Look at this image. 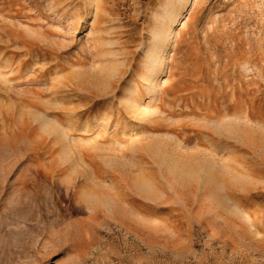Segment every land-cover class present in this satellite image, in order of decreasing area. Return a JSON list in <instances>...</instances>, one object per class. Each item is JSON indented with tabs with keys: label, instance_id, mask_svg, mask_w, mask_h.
I'll return each mask as SVG.
<instances>
[{
	"label": "rangeland",
	"instance_id": "1",
	"mask_svg": "<svg viewBox=\"0 0 264 264\" xmlns=\"http://www.w3.org/2000/svg\"><path fill=\"white\" fill-rule=\"evenodd\" d=\"M0 264H264V0H0Z\"/></svg>",
	"mask_w": 264,
	"mask_h": 264
},
{
	"label": "bare ground",
	"instance_id": "2",
	"mask_svg": "<svg viewBox=\"0 0 264 264\" xmlns=\"http://www.w3.org/2000/svg\"><path fill=\"white\" fill-rule=\"evenodd\" d=\"M237 129V128H236Z\"/></svg>",
	"mask_w": 264,
	"mask_h": 264
}]
</instances>
